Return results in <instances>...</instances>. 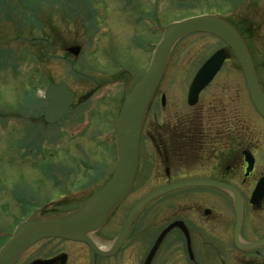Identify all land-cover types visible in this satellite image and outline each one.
Listing matches in <instances>:
<instances>
[{"label":"rangeland","instance_id":"374dc122","mask_svg":"<svg viewBox=\"0 0 264 264\" xmlns=\"http://www.w3.org/2000/svg\"><path fill=\"white\" fill-rule=\"evenodd\" d=\"M201 14L219 15L237 28L264 82V0H0V247L37 207L44 215L68 211L99 189L115 163L114 123L125 84L128 91L145 71L163 28ZM71 46H79L78 55L66 51ZM221 47L228 51L218 39L198 33L179 40L156 91V105L161 93L167 96L162 116L186 113L191 77ZM217 75L195 109L216 102L242 105L249 113L244 119L257 136V118L229 51ZM58 81L84 101L74 103L58 124L35 126L45 104L37 97L49 82ZM141 168L133 191L98 232L107 240L114 238L130 207L154 183L151 166L143 160ZM68 190L77 192L59 202ZM180 193L188 192L147 203L133 223H145L143 231L150 239L152 216L160 222L172 216L177 211L172 206L185 205Z\"/></svg>","mask_w":264,"mask_h":264},{"label":"flooded vegetation","instance_id":"af4514ba","mask_svg":"<svg viewBox=\"0 0 264 264\" xmlns=\"http://www.w3.org/2000/svg\"><path fill=\"white\" fill-rule=\"evenodd\" d=\"M216 76L201 91L204 94L199 93L197 102L187 105L184 114L172 111L162 116L167 96L161 93L164 103L159 99L156 105L155 92L140 132L136 172L137 176L143 169V160L151 166L155 180L148 192L185 180L216 185L187 186L162 195L188 192L177 195L186 200L185 205L172 206L177 211L163 222L155 219L160 202L153 205L150 239L143 231L145 223L132 221L113 255L95 253L84 242L46 239L25 250L14 264H144L162 231L175 222L179 225L161 237L148 264H264V242L256 247L239 246L264 241V120L255 112L246 88L245 98L259 125L257 136L244 119L249 113L242 105L218 106L216 102L197 111L200 98L206 97ZM258 78L264 91V82ZM76 100L75 95L74 103ZM99 230L89 239L107 252L117 234L107 240Z\"/></svg>","mask_w":264,"mask_h":264},{"label":"water","instance_id":"95a60500","mask_svg":"<svg viewBox=\"0 0 264 264\" xmlns=\"http://www.w3.org/2000/svg\"><path fill=\"white\" fill-rule=\"evenodd\" d=\"M192 33L211 34L229 47L241 68L249 99L255 111L264 119V91L258 81L254 61L246 41L236 27L224 18L213 14L189 17L170 23L164 28L160 41L154 47L146 70L124 95L115 123L116 163L109 179L83 205L72 211L52 216L35 212L27 217L14 229L10 238L0 249V264H13L18 255L32 243L48 237L83 241L95 253L112 254L123 242L133 217L147 202L164 193L186 186L216 185L204 180H185L161 186L149 192L131 207L121 231L114 238L107 252L96 248L88 237L106 223L114 210L132 191L138 164L140 130L146 109L165 71L173 46L180 38ZM67 51L77 55L79 47L71 46L67 48ZM226 56L225 50L219 48L199 67L188 88L189 105L197 101L199 92L218 72ZM43 98L46 101L43 119L49 124H54L68 114V108L74 102V93L68 89L65 82L51 83L46 87ZM161 100L163 103V97ZM79 101H82V98H79ZM174 225L179 224L175 222L169 225L162 231L159 240ZM159 240L151 248L144 264H148ZM262 242L264 241L238 245L249 248L256 247Z\"/></svg>","mask_w":264,"mask_h":264},{"label":"trees","instance_id":"16d2710c","mask_svg":"<svg viewBox=\"0 0 264 264\" xmlns=\"http://www.w3.org/2000/svg\"><path fill=\"white\" fill-rule=\"evenodd\" d=\"M248 29L249 28H247V27H245V30L248 32ZM37 99V98H36ZM30 121V120H29ZM34 122H36L37 124H35V126H37V125H44L45 123L43 122V119H42V116H40V118L39 119H37L36 121H34ZM32 123V122H31ZM33 124H31V128H33L34 126H32Z\"/></svg>","mask_w":264,"mask_h":264}]
</instances>
